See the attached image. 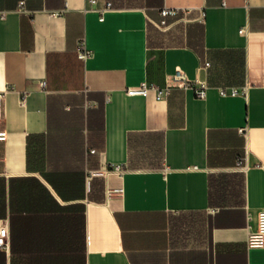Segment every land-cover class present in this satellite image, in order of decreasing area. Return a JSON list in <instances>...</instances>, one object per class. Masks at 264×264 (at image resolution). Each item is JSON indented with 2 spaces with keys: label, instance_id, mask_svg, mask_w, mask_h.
Instances as JSON below:
<instances>
[{
  "label": "crops",
  "instance_id": "obj_1",
  "mask_svg": "<svg viewBox=\"0 0 264 264\" xmlns=\"http://www.w3.org/2000/svg\"><path fill=\"white\" fill-rule=\"evenodd\" d=\"M94 1L0 0V264H264V0Z\"/></svg>",
  "mask_w": 264,
  "mask_h": 264
},
{
  "label": "built area",
  "instance_id": "obj_2",
  "mask_svg": "<svg viewBox=\"0 0 264 264\" xmlns=\"http://www.w3.org/2000/svg\"><path fill=\"white\" fill-rule=\"evenodd\" d=\"M89 2L91 4L95 3L94 0H89ZM110 7H111V4L106 3L102 9L98 10L101 14L100 20H102L103 12ZM177 14H178V11L175 8H162L160 10L161 21L156 25L157 28L159 30H166L168 27V25L166 23V18L168 16H175ZM203 17H204V13L201 12L199 19L202 20ZM239 32L240 33L243 32V29H241ZM77 56L81 60H85L87 57H89V52L86 50L83 42L79 43L78 50H77ZM204 66L208 67L209 63L206 62L204 64ZM179 81H183V76L179 72H177L172 77V82H179ZM170 87L171 86L167 85L163 88H158V87H154V86H148V85L142 83L138 87L127 88L126 93L128 95H131V96H138V95L146 94L149 90H153L155 92L156 99H160L163 96H166L168 94ZM243 92H245V87H242L240 90L235 89V88H227V89L225 88V89L220 90V93L223 96H226L228 94L234 95V94L243 93ZM196 96L198 98H204L205 97V88L203 87L200 90H198L196 92ZM239 132L244 133V129L240 128ZM4 139H5V135L2 132V133H0V140H4ZM109 172H114L118 175L121 173V171L119 170V168L117 166H113ZM5 239H6V231H5V229H1L0 230V246L6 245ZM246 245L248 248H264V210H261L257 213V215H256V228L254 230L249 231V233L247 235Z\"/></svg>",
  "mask_w": 264,
  "mask_h": 264
}]
</instances>
